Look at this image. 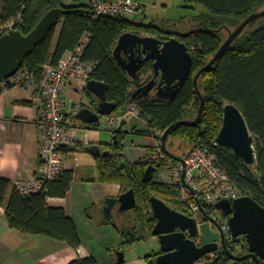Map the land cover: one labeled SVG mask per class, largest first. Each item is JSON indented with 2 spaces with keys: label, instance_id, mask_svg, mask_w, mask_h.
<instances>
[{
  "label": "trees",
  "instance_id": "obj_1",
  "mask_svg": "<svg viewBox=\"0 0 264 264\" xmlns=\"http://www.w3.org/2000/svg\"><path fill=\"white\" fill-rule=\"evenodd\" d=\"M93 1L95 0H74L73 4L68 5L64 0H0V36L6 33V27L11 23H14L15 29L28 35L50 10H65L58 22L61 32L57 42L54 43V37L58 25L26 57L21 68L29 70L40 79L45 65L56 64L65 54L74 51L88 34L89 41L85 46L83 59L97 64V71L90 80L108 85V100L118 106L113 114L123 116L134 104L139 109V118L150 129L162 132L177 122L196 120H192V117L201 106V98L194 85L196 74L212 60L228 39L223 38V31L229 27L236 29L250 15L264 10V0H184L187 8L201 5L208 11V14H203V29L188 35H177L194 57L190 78L173 102L144 99L132 103V93L147 83L148 80L143 82L142 77L153 71V62H147L138 76L131 79L113 56L119 38L127 32H144L162 40H169L173 35L165 36V32L154 23L144 24L130 18L103 15L94 19L91 7ZM6 85L13 86L10 83ZM198 87L205 99L201 124L197 127L176 126L170 133L167 146H171V139H175V142H188L193 149L201 143L210 146L218 163L227 171L231 180L247 196L264 207V18L250 24L243 31L218 63L201 75ZM226 103H233L241 110L251 134L256 139L257 163L253 167L245 165L232 151L214 145L222 127L223 107ZM125 125L113 131L119 141L113 155L96 157L102 182L119 184L123 192L134 188L138 203H143V206L138 205L130 212L117 213L109 220L119 225L123 250L143 241L146 234L152 235L155 220L150 217L145 206L150 197H158L174 210L189 215L178 188L155 179L150 183L142 181L149 166L157 167L159 173L166 166L175 164V160L165 155L161 161L155 162L149 156L146 160L129 164L125 163L122 154L116 153L121 147V139L125 136ZM90 126L96 129L99 123ZM132 133L145 135L147 132L134 127ZM73 181V171L64 170L58 179L47 183L41 192L23 196L15 186H11L10 181L0 179V205L6 209L10 227L25 234L49 236L79 248L81 239L74 221L64 208L50 207L47 202L51 196L65 198ZM90 212L89 210V214ZM212 212H216L214 207L206 208L208 215ZM128 215L132 218H126ZM202 218L204 221L208 220L206 217ZM244 242L246 243L245 238ZM235 243H239L238 239H235ZM228 247L232 251L229 244ZM218 254L217 260L206 264H227L231 260L224 251ZM152 257L154 255L148 259ZM206 259L207 257L201 261ZM70 264H97V261L94 257H88Z\"/></svg>",
  "mask_w": 264,
  "mask_h": 264
},
{
  "label": "water",
  "instance_id": "obj_2",
  "mask_svg": "<svg viewBox=\"0 0 264 264\" xmlns=\"http://www.w3.org/2000/svg\"><path fill=\"white\" fill-rule=\"evenodd\" d=\"M65 10L54 8L50 10L28 34L13 29L0 36V82L14 76L22 67L26 57L46 39L49 33L58 25ZM264 18V10L250 15L235 30L229 32V37L215 54L212 60L196 74L194 85L201 98L198 117L194 122H177L169 127L160 138L163 153L171 159L184 163L181 157L172 153L167 146L171 131L179 125L197 127L202 122L205 99L199 91L198 81L201 75L212 69L223 57L225 52L243 31L252 23ZM113 56L119 67L135 79L143 66L153 62V77L143 86L137 88L131 96V102L144 99L173 102L181 88L192 74L194 57L188 46L178 38L162 40L153 36H143L139 33H124L113 50ZM86 89L97 100V109L84 108L75 119L85 126L100 123L102 117L112 115L117 104L108 100V85L90 80ZM155 91V98L151 97ZM125 133H131L126 130ZM115 138V144L119 141ZM255 137L251 134L246 119L241 110L233 103L223 107V123L216 138L218 147L228 149L245 165L253 167L257 163ZM90 152L96 157H110V151H103L101 146L94 145ZM157 167L149 166L143 176V183H150ZM150 217L155 220L152 235L159 240L160 251L148 264H197L204 257L220 250L227 253L231 260L242 262L251 259L249 264H264V207L252 197L245 196L234 201L222 200L215 209L229 218L228 224L234 239L245 238L249 254L235 255L228 247L221 227L202 211L204 217L212 221L221 231V242L198 244L195 238L199 236V223L191 215L181 213L171 208L166 202L152 196L146 201ZM138 207V199L134 188L122 193L117 198H108L104 207L105 217L111 219L113 211L129 212ZM114 227L117 225L112 224ZM124 252H118V263L125 261Z\"/></svg>",
  "mask_w": 264,
  "mask_h": 264
},
{
  "label": "crops",
  "instance_id": "obj_3",
  "mask_svg": "<svg viewBox=\"0 0 264 264\" xmlns=\"http://www.w3.org/2000/svg\"><path fill=\"white\" fill-rule=\"evenodd\" d=\"M86 86L87 84L78 81L67 83L63 93L67 111H70L75 103H80L82 109L89 108L94 111L97 109L98 100L87 92ZM86 98L89 106L84 104ZM43 113L40 95L32 97L22 86L13 84L9 87L5 81L0 82V179L10 181L12 187L18 181L28 180L39 169L40 147L46 131ZM74 124L72 134L75 146L64 150L65 170L74 173L71 190L65 198L51 196L47 202L50 207L65 209L76 225L81 246L74 248L67 242L49 236L25 234L11 228L6 209L0 205V264H70L88 257L95 258L92 247L86 246V235L101 240L109 233L115 234L106 227L115 222H110V219L105 217L104 207L108 198H117L124 192L119 184L104 183L100 180L96 156L90 152L92 146L99 145L103 151L112 153L110 136L99 127L96 129L87 127L77 120ZM125 128H128V121ZM142 141L139 142L140 145L147 143V149L143 146L146 149L144 154L146 160L152 152L151 148H154L158 141L152 135L150 139ZM174 145L175 143L171 142V146ZM155 174L153 179L158 181ZM158 182L165 183L163 173L162 180ZM166 184L171 185V180ZM117 213L122 214L116 208L112 216ZM115 224L119 231V225ZM199 237L195 240L198 239V244H204ZM138 243L129 247L132 250L130 253L132 257L125 255L123 263H118V253L113 255V259H108L107 263L113 264L114 261L115 264H148V257L154 255L152 258H155L159 253L138 252L136 249ZM96 261L100 264L98 260Z\"/></svg>",
  "mask_w": 264,
  "mask_h": 264
},
{
  "label": "built area",
  "instance_id": "obj_4",
  "mask_svg": "<svg viewBox=\"0 0 264 264\" xmlns=\"http://www.w3.org/2000/svg\"><path fill=\"white\" fill-rule=\"evenodd\" d=\"M91 7L94 19L103 15L137 18L144 14L143 6L137 0H95ZM13 29H15L14 23H11L5 31ZM88 41L89 35L86 34L74 51L56 64L45 65L40 79L29 70L20 68L14 76L5 81L24 87L32 97L40 95L43 101V121L46 131L40 147L39 169L28 180L15 183L16 190L23 196L41 192L47 183L58 179L65 170L64 150L75 146L72 134L73 124L76 122L75 116L83 106L75 103L70 111H67L63 93L69 81L87 84L97 71L95 62L83 59ZM139 114L138 107L132 104L125 115L112 114L106 118L109 127L117 130L127 123L129 117H139ZM163 135L164 132L160 130H155L153 133V137L158 142L150 154L152 161L159 162L165 157L160 142ZM214 145H217L216 141ZM182 159L184 163L176 161L165 169L171 172V185L179 189L182 202L192 217H204L203 210L215 208V205L222 200L232 202L247 196L218 163L210 146L201 143ZM156 176L158 181L162 180V173H157ZM209 216L221 227L227 244L235 245V239L228 224L229 218L217 210ZM220 251L206 257L215 261L219 258Z\"/></svg>",
  "mask_w": 264,
  "mask_h": 264
},
{
  "label": "rangeland",
  "instance_id": "obj_5",
  "mask_svg": "<svg viewBox=\"0 0 264 264\" xmlns=\"http://www.w3.org/2000/svg\"><path fill=\"white\" fill-rule=\"evenodd\" d=\"M144 9V15H141L137 18L131 17L130 19L141 22L144 24L154 23L158 25L162 30L165 36L168 34L173 35L172 38H177V35H188L194 31L203 29L204 25L202 20L204 19L203 14H208V11L201 5H194L192 8H187L184 0H137ZM66 4H73L74 0H64ZM264 9V8H263ZM235 30V27H229L228 30L222 32L223 38L226 40L229 37V32ZM61 32V25L57 26L54 43L57 42ZM135 33V32H134ZM143 36H148L146 33H142ZM154 75V72L151 71L148 75L142 77V81L146 82L151 79ZM88 99L84 100V104L89 106L87 103ZM198 109L195 110V116L192 117V120L197 119ZM137 127L138 130L147 132L145 135H139L134 133H125L126 130L132 132V129ZM99 128L103 131H106L107 135L110 136L109 142L112 144V153L116 149L115 144V134L114 129H111L107 123V118L102 117L99 123ZM119 130V129H117ZM124 138L121 139V147L119 151H116L118 154L123 155V160L125 163L136 164L142 160H145V150L147 143L139 144L142 140L150 139V136H153L154 130L150 129L147 123L144 120L139 118L129 117L128 119V128L123 129ZM143 142V141H142ZM170 142L175 143L174 146L169 145V150L173 152L176 156L181 157L184 154H188L193 150V146L188 142H175V139H171ZM146 149H144V147ZM163 180L165 183H169L171 180V172L168 169H164ZM139 206H143V203L140 201ZM199 223V238L203 243H212V242H221V231L219 228L210 220L204 221L202 217H196ZM110 231H114V235L107 234V237H102L101 240L96 237L86 235L85 243L86 246L92 247V250L95 252V258L99 261L100 264H108V259H113V255L118 252H124L127 257H132V250L130 248L122 249L121 245V235L112 224L106 226ZM112 229V230H111ZM112 236V238L110 237ZM237 244L229 245L232 249V252L237 256H242L248 251V246L244 242L243 237L238 238ZM111 248V249H110ZM138 252L143 251L153 254L154 252L160 251V245L158 239L152 235L145 236L144 240L138 243L136 246ZM146 253V254H147ZM212 263V259H206L204 261H199L197 264H206ZM234 260H230L227 264H235ZM113 264L114 261H113Z\"/></svg>",
  "mask_w": 264,
  "mask_h": 264
},
{
  "label": "flooded vegetation",
  "instance_id": "obj_6",
  "mask_svg": "<svg viewBox=\"0 0 264 264\" xmlns=\"http://www.w3.org/2000/svg\"><path fill=\"white\" fill-rule=\"evenodd\" d=\"M150 80V79H149ZM148 80V81H149ZM147 81V82H148ZM146 84V83H145ZM155 95H156V92L155 91H153L152 92V94H151V97L152 98H155ZM145 206H146V202H145ZM126 218H132V216L131 215H128V216H126ZM247 254H249V251H247L244 255H247ZM243 256V255H242ZM250 261H251V259H249V260H245V261H242L241 263H247V264H249L250 263ZM264 263V262H263Z\"/></svg>",
  "mask_w": 264,
  "mask_h": 264
}]
</instances>
